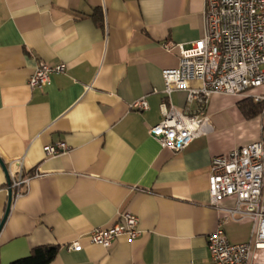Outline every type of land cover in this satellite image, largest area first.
<instances>
[{
	"label": "crops",
	"instance_id": "obj_1",
	"mask_svg": "<svg viewBox=\"0 0 264 264\" xmlns=\"http://www.w3.org/2000/svg\"><path fill=\"white\" fill-rule=\"evenodd\" d=\"M204 0H0V220L6 172L22 161L28 184L11 189L0 230V264L33 247L58 246L49 264H208L207 237L222 226L230 243L247 241L249 218L210 204L211 158L264 140V110L245 117L242 95L213 94L212 131L185 149L162 148L148 130L160 117L163 69L178 65L170 40L189 47L203 36ZM64 63L44 87L28 79L38 61ZM197 85V83H193ZM144 97L145 110L130 108ZM174 91L172 104L186 105ZM67 149L46 155L43 146ZM6 169V171H5ZM39 175H35V174ZM8 174V173H7ZM140 233L108 248L89 241L120 212ZM77 241L80 250L69 249Z\"/></svg>",
	"mask_w": 264,
	"mask_h": 264
},
{
	"label": "built area",
	"instance_id": "obj_2",
	"mask_svg": "<svg viewBox=\"0 0 264 264\" xmlns=\"http://www.w3.org/2000/svg\"><path fill=\"white\" fill-rule=\"evenodd\" d=\"M202 13L201 38L189 47L170 40L162 43L166 51L177 52L178 65L161 72L164 87L160 117L148 133L162 148L174 152L212 131L206 106L213 94L242 95L261 103L264 110V90L246 93L264 87V0H204ZM65 70L64 63L52 65L40 60L28 84L31 88L44 87L53 73ZM180 90L186 92V105L179 109L172 104L171 94ZM130 108L145 110L148 103L140 97L131 102ZM66 149L63 141L43 146L46 155H58ZM7 173L9 187L15 196L20 195L29 181L23 174L22 161L13 162ZM207 190L210 204L216 208L224 198L234 199V205L226 209L230 219L249 218L252 222L249 239L240 243H230L223 227L217 226L207 237L208 264H264V140L213 156ZM139 233L137 215L125 211L111 225L92 229L89 241L108 248L120 235L132 239ZM80 248L77 241L69 246Z\"/></svg>",
	"mask_w": 264,
	"mask_h": 264
},
{
	"label": "trees",
	"instance_id": "obj_3",
	"mask_svg": "<svg viewBox=\"0 0 264 264\" xmlns=\"http://www.w3.org/2000/svg\"><path fill=\"white\" fill-rule=\"evenodd\" d=\"M239 110L245 117H252L262 112V104L251 98H244L237 103ZM58 246L45 244L33 247L29 254L15 259L8 264H49L56 256Z\"/></svg>",
	"mask_w": 264,
	"mask_h": 264
},
{
	"label": "water",
	"instance_id": "obj_4",
	"mask_svg": "<svg viewBox=\"0 0 264 264\" xmlns=\"http://www.w3.org/2000/svg\"><path fill=\"white\" fill-rule=\"evenodd\" d=\"M5 171H6V169H5ZM6 175H7V181H8L7 172H6ZM11 194H12L11 193V189L9 188L8 189V194H7V203H6L5 211H4V214H3V216H2V218L0 220V230H1V228H2V226L4 224V222H5V219H6L7 215H8V213H9V210H10L11 201H12V195Z\"/></svg>",
	"mask_w": 264,
	"mask_h": 264
},
{
	"label": "rangeland",
	"instance_id": "obj_5",
	"mask_svg": "<svg viewBox=\"0 0 264 264\" xmlns=\"http://www.w3.org/2000/svg\"><path fill=\"white\" fill-rule=\"evenodd\" d=\"M264 90V87L261 86L259 88H251L246 91L247 94H255V93H261Z\"/></svg>",
	"mask_w": 264,
	"mask_h": 264
}]
</instances>
